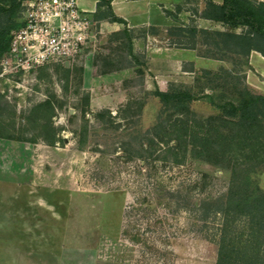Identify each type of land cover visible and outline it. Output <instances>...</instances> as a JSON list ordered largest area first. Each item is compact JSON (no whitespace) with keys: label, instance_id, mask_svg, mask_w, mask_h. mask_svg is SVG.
Masks as SVG:
<instances>
[{"label":"rangeland","instance_id":"obj_1","mask_svg":"<svg viewBox=\"0 0 264 264\" xmlns=\"http://www.w3.org/2000/svg\"><path fill=\"white\" fill-rule=\"evenodd\" d=\"M81 1L86 7L93 5V0ZM178 1L182 22L223 29L220 23L202 22L194 14L203 7V0ZM100 28L96 21L95 38L74 62L3 75L0 65V92L7 100L6 110L0 112V133L38 139L31 143L0 137L2 170L17 184L30 186L32 201L46 204L42 212L63 216L58 231L49 219L45 235L37 227L25 239L41 247L46 264H215L214 237L220 221L212 214L204 219L199 205L226 192L229 170L195 158L191 152L176 163L162 145L151 148L149 156H139L140 145L131 133L137 127L134 121L139 120L141 129L150 127L161 107L159 99L147 93L154 88L147 72L155 61L149 63L139 29L133 42L141 64L119 47L111 37L114 31ZM106 56L112 61L110 68L119 69L101 74ZM190 64L183 62L182 69ZM137 68L143 69L144 77L137 74ZM119 70H126L125 75H109ZM194 75L188 79L176 74L174 81L166 83L187 86ZM86 95L92 112L107 108L112 116L121 114L115 118L120 125L105 127L86 114L88 137L80 150L77 136L84 124L81 110ZM48 98L56 108L50 130L64 140L55 146L39 137L49 134L42 126L45 119L40 117L38 123L30 119L31 108ZM135 100L145 102L140 115L125 114L127 103ZM192 108L200 115L217 112L203 100L193 102ZM256 178L264 189V172ZM44 197L48 203L40 199ZM31 213L40 211L34 208Z\"/></svg>","mask_w":264,"mask_h":264},{"label":"trees","instance_id":"obj_2","mask_svg":"<svg viewBox=\"0 0 264 264\" xmlns=\"http://www.w3.org/2000/svg\"><path fill=\"white\" fill-rule=\"evenodd\" d=\"M25 0H0V60L8 51L11 32L22 24L21 17ZM112 0H98L91 17L94 21L108 20L123 24V28L111 34L124 48L128 57L138 61L134 51L136 31L127 27V22L117 16L111 7ZM203 7L194 14L201 19L220 23L223 29L204 27L196 23L182 22L178 13L165 10L177 24L164 30L155 26L139 29L141 37L159 35L169 47L195 50L199 57L228 63L215 69H195L193 64L183 68L194 72L192 82L187 86L164 83L154 85L149 94L157 97L161 107L154 123L146 128L137 127L131 131L138 141L140 157L149 156L150 149L162 145L163 152L173 156L179 163L188 152L195 158L229 170L227 190L219 197L203 200L199 209L204 219L210 214L220 224L215 232L217 244L215 264H264V189L256 176L264 172V94L258 93L247 82V70L251 69L249 58L252 51L264 56V1L260 0H203ZM109 58V59H108ZM101 74L119 69L110 68L109 56L103 59ZM126 61H129L126 59ZM98 62H94L96 65ZM192 63V62H191ZM109 65V66H108ZM130 66V64L128 63ZM136 72L144 77L142 68ZM203 100L217 112L200 115L192 103ZM7 100L0 92V112L6 110ZM144 100L129 101L123 109L139 116ZM81 116L84 120L81 135L77 136L78 149L83 150L87 142L89 120L86 114L105 125L119 127L109 109L92 112L89 95L85 96ZM135 106V108H134ZM53 101L48 98L31 108L30 119L39 122L45 119L43 128L49 133L39 136L50 146L64 141L50 129L55 113ZM45 126V127H44ZM0 137L35 143L37 137L1 134Z\"/></svg>","mask_w":264,"mask_h":264},{"label":"crops","instance_id":"obj_3","mask_svg":"<svg viewBox=\"0 0 264 264\" xmlns=\"http://www.w3.org/2000/svg\"><path fill=\"white\" fill-rule=\"evenodd\" d=\"M78 2L91 16L96 10L98 0H93L91 7H86L81 0ZM179 4L178 0L111 1L113 12L126 20L127 27L135 31L148 26H155L164 30L166 27L174 25V20L165 14V10L175 11L174 8ZM201 21L209 20L201 19ZM98 23L101 27L100 30L106 29L107 32L119 31L124 27L122 23L108 20H100ZM141 38L145 45L149 63L152 60L155 61L148 67L150 72H147V76L152 75L153 85L160 86L167 81H174L173 78L176 74L192 79L194 72L182 69L181 64L185 61L192 62L195 69H215V66H226L225 62L199 57L195 50L169 47L167 40L160 35H147ZM249 62L251 69L246 73L247 82L254 91L264 94V56L257 51H252ZM125 73L126 70H119L109 75L122 77ZM14 168L16 166H13ZM2 169L4 168L0 165V264H46L41 247L32 246L31 241L29 240L27 243L25 238H30L33 234V228L36 231L39 228V233L45 235L48 231L49 219L54 222V226L56 225L55 231H58V226L62 225L63 216L59 213L47 214L42 212L43 209L46 211L44 206L45 203H48L47 197H44L46 199L40 198L45 200V205L39 200L33 202L29 196L28 187L30 186L26 182L17 184V181L10 179L8 171ZM34 208L40 213H31ZM55 235L58 233L56 232Z\"/></svg>","mask_w":264,"mask_h":264},{"label":"built area","instance_id":"obj_4","mask_svg":"<svg viewBox=\"0 0 264 264\" xmlns=\"http://www.w3.org/2000/svg\"><path fill=\"white\" fill-rule=\"evenodd\" d=\"M21 22L0 60L1 75L74 62L95 38L96 21L78 0H25Z\"/></svg>","mask_w":264,"mask_h":264}]
</instances>
